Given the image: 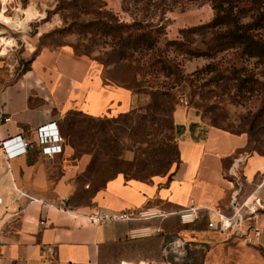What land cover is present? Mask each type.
<instances>
[{
    "label": "crops",
    "instance_id": "crops-1",
    "mask_svg": "<svg viewBox=\"0 0 264 264\" xmlns=\"http://www.w3.org/2000/svg\"><path fill=\"white\" fill-rule=\"evenodd\" d=\"M102 66L77 56L70 46L43 49L29 69L14 76L0 71V101L12 121L0 126V141L21 136L31 144L26 154L8 159L0 150V264H112L110 254L122 244L166 233L186 243L223 242L213 246L208 264H264V240L249 245L208 229L215 215L204 208L232 213L236 185L225 172L250 145L247 133L209 128L205 136L182 108L175 122L185 127L179 139L181 163L169 176L141 182L119 175L98 191L91 203H80L90 186L88 160L75 159L65 142L63 122L72 112L101 118L133 110L139 96L109 84ZM242 154H239L241 153ZM241 177L245 199L264 181V155L249 153ZM227 165V168L225 167ZM194 199L200 219L186 229L176 216L165 220L96 223L91 217L157 208L181 211ZM45 222V225L42 223ZM260 222L264 227V216ZM161 233H154L155 229ZM116 260L113 264H121Z\"/></svg>",
    "mask_w": 264,
    "mask_h": 264
},
{
    "label": "rangeland",
    "instance_id": "rangeland-1",
    "mask_svg": "<svg viewBox=\"0 0 264 264\" xmlns=\"http://www.w3.org/2000/svg\"><path fill=\"white\" fill-rule=\"evenodd\" d=\"M101 10H111L124 21L145 16L154 23L164 22L162 50L168 42L180 39L182 30L209 23L214 15L210 0H152L149 7L132 0H0V71L16 76L39 50L66 45L87 53L102 66L105 82L118 87L141 85L150 91L134 65H104L110 48L99 36L71 32L73 24L93 21L94 14ZM202 41L198 38L194 48L204 49ZM176 61L181 64L185 79L193 81L191 86L182 82L177 88V109L194 116L201 132L218 128L247 133L249 153L264 155V62L240 59L233 52L215 60L178 57ZM211 63L217 64L218 69L209 73L206 67ZM249 75L259 80L254 92L243 86ZM137 95L138 104L131 110L134 113L127 117L106 115L92 119L78 115L65 121V142L73 157L88 160L86 182L90 192L118 173L139 179L162 176L168 171L164 163L160 164L159 155L166 151L169 159L176 158V135L170 130V121L175 122V116L154 121L146 109L151 96ZM245 163L240 167L241 177ZM186 227L179 224L176 231ZM178 235L166 233L161 242L145 236L122 244L110 254V263L118 260L121 264H208L211 248L223 245V242L186 243Z\"/></svg>",
    "mask_w": 264,
    "mask_h": 264
},
{
    "label": "trees",
    "instance_id": "trees-1",
    "mask_svg": "<svg viewBox=\"0 0 264 264\" xmlns=\"http://www.w3.org/2000/svg\"><path fill=\"white\" fill-rule=\"evenodd\" d=\"M132 1L148 7L152 2V0ZM210 2L214 12L212 20L209 23L182 30L180 32V39L168 42L165 50L160 48V41L166 35L164 22L159 21L154 23L147 20L145 16L135 17L131 21H124L117 13L111 10H101L94 14L96 17L93 21L84 24H73L70 30L78 34L92 33L104 41V45L110 48V51L106 53L109 59L104 65L110 63H114L115 65L119 63L134 65L137 70V75L145 80L144 83L148 84L150 91H147L146 88H141V85L132 84L122 86V88L136 95L149 94L151 101L146 107L149 116L154 121H164L168 116H175V112L177 111L176 96L177 92H179L177 88L182 82L190 86L193 85L192 80L185 79L182 66L176 61L178 57L189 60L201 57L215 60L218 56L233 52L240 59H255L259 62H264V0H210ZM198 38L203 39L202 45L204 49L194 48ZM42 50L35 53L33 58ZM73 50L77 56L89 57L87 53H79L77 48H73ZM30 61L31 59L25 64L24 70L20 72H25L29 69ZM217 69L218 65L215 63H211L206 67V71L209 73L215 72ZM147 77L150 80H147ZM161 77H164L166 80L160 82L158 79ZM219 80H217V84ZM243 83V86H248L251 92H254V86L259 83V80L249 75L243 80ZM133 113L134 111H129L119 114V117H127ZM78 115L92 119H100L87 116L81 112H72L65 118L63 130L65 121ZM196 127L200 126L197 123L191 124V132H194ZM170 130L176 135L177 141L174 148L176 158L169 159V154L166 151H163L158 157L160 164L164 163L163 166L168 171L166 174L139 179L127 178L125 173H118L114 177L106 180L94 191H88L85 197L89 200L88 203H91L94 195L103 189L108 181L119 175H123L126 180L141 182L164 176H169V179H171L173 169L175 170L181 163L178 142L180 137L185 133V127L177 125L174 121H170ZM206 131H200L199 136L202 135L204 137ZM239 154H242V152ZM248 154L249 148L246 152H243V156L245 157ZM225 167L227 168V165ZM225 177L229 178L226 172ZM85 198L81 194V198L77 199V201Z\"/></svg>",
    "mask_w": 264,
    "mask_h": 264
},
{
    "label": "built area",
    "instance_id": "built-area-1",
    "mask_svg": "<svg viewBox=\"0 0 264 264\" xmlns=\"http://www.w3.org/2000/svg\"><path fill=\"white\" fill-rule=\"evenodd\" d=\"M25 65L21 66V71ZM12 121L8 116L4 106L0 101V126ZM31 144L21 136L9 138L0 141V150H3L8 159L16 158L26 154ZM247 160V157L237 158L228 169L227 175L231 178L236 189L231 195L232 213L226 214L215 208H204L208 212L215 215V218L207 223L209 230L222 233L227 240L237 239L249 245H261L264 240V227L260 222L261 216H264V181L258 184L253 192L245 199L240 200L243 189L241 180L240 167ZM0 204L2 199L0 198ZM201 208L196 205L194 199L190 200L189 206L181 211L167 213L157 208H149L138 213H121L114 215H102L91 217L96 223L102 222H129V221H145L151 219H167L171 216L179 218L184 226L195 225L200 219ZM45 225V222L42 223ZM161 233V229H155L154 233ZM180 242V241H179ZM176 245H178V243ZM184 246V243L181 242Z\"/></svg>",
    "mask_w": 264,
    "mask_h": 264
}]
</instances>
